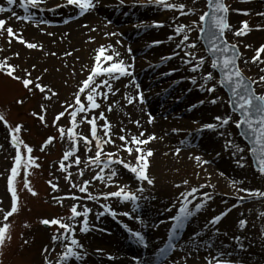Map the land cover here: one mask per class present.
I'll return each instance as SVG.
<instances>
[{"label": "rangeland", "instance_id": "374dc122", "mask_svg": "<svg viewBox=\"0 0 264 264\" xmlns=\"http://www.w3.org/2000/svg\"><path fill=\"white\" fill-rule=\"evenodd\" d=\"M93 3L94 8L81 15L77 7L67 4V0H44L38 8L29 6L27 12L20 7L19 0L11 6L7 5L6 0H0V7L11 8L9 12L0 13V19L7 21L5 29L0 30V62L6 60L8 65L15 66L14 75L33 81L29 89H25L21 81L12 79L5 70H0V113L5 116L11 128L22 126L18 134L22 141V161L13 181L18 198L17 211L8 221H4V215L11 210V193L8 192L7 181L11 168L15 166L16 149L12 146L9 128L4 122H0V227L8 224L5 243L0 247V264H45L46 260L51 261V264H59V255L66 250L69 242L64 240V230L58 226L50 225L49 229H44L41 223L44 219H57L74 226V236L71 238L82 245V248L75 249L80 259H70L67 264H93V261L98 263L103 259L102 255H91L90 246H95L96 240L103 241L108 238L99 235H104L103 231L110 227L107 226L106 218L111 215L101 205L116 213L115 217L132 218L131 222L123 221L124 226L128 225L130 229L139 225L135 228H143L147 232L154 229L152 232L156 233L158 228H155L164 225L166 228L163 233H166L172 230L175 223L173 217L179 214L183 199L180 194L193 188L198 191L193 197H189L188 206L194 214L188 226L181 232V243L188 245L184 251L173 252L169 264H264V195L249 196L247 191H238L240 189L264 193V174L255 172L251 167L248 152L237 136V119L229 110L225 97L215 87L216 80L203 79V76L211 72V64L198 46L195 49L185 46L198 43L199 17L206 10V1L167 0L168 4L176 6L175 9L158 4L156 0H93ZM246 4H256L259 8L252 14H245V11H240L244 8L240 7L237 8L238 15H233V5ZM180 6H184L183 11L179 10ZM227 6L234 25L232 24L233 29L229 27L226 36L240 51L241 71L251 81H258L264 76L263 53L255 62L253 58L256 49L260 48L258 45H264V35L252 44L249 43L250 36H247L251 31L255 34L262 32L259 26L264 22V0H227ZM249 15L257 20L254 31L245 29L246 35H234L241 30L242 22H245L243 19ZM181 26H185L184 31L177 34L176 29ZM7 27H11L20 39L35 43L38 47L28 49L16 36L9 37ZM135 29L137 34L132 32ZM185 34L188 35V41L182 45L180 42ZM246 45L250 47H245ZM101 46L108 50L107 55L115 56V62L123 61L125 65H130L128 71L132 75L128 76V80L124 76L110 79L111 92H108L107 86L97 89L98 92L108 93L107 97L97 95L96 101L100 107L89 111L87 119L84 113H80L77 116L78 126L74 130L91 140V126L87 121L96 117L97 136L101 141L107 140L108 137L104 135L105 120L99 119L102 112L111 125L109 135L115 141L114 145L102 144L104 151L117 153L125 163L134 167L142 165L136 164V145L131 144V138L160 136L159 141L150 142L148 147L142 148L148 163L146 173L153 180L152 185L146 181H137L132 173L120 165L112 166L118 170V175L113 180L106 183L94 180L93 177L100 169L84 162L95 155L94 140L88 146L92 149L91 152L86 150L82 140H77L76 155L81 158L82 163L77 166L73 156L64 162L65 169H60L64 152L72 147L67 130L73 127L69 113L74 107L69 106L75 105L74 94L78 93L82 82L90 74ZM134 47L142 51L136 53ZM116 53L119 55H115ZM185 53H193L197 60H204L198 71H191L195 61L185 63L190 59ZM107 66L104 64V67ZM149 71L151 73L145 74ZM28 72L31 76L27 75ZM158 77L161 80L156 83L154 80ZM105 79L108 77H97L96 83L99 84ZM193 80L199 84L197 89H191L195 85ZM147 82L151 85L143 89V84ZM35 83L44 86L45 92L41 93L36 89ZM172 85L175 94L183 97L179 103L183 104L182 110L193 108L191 105L195 101L201 105L195 114L187 116L177 108L169 109L167 114H160L158 109L164 107L163 101L162 107L154 109L147 102H139L138 97L149 95V90L161 93ZM253 86L258 95L264 96V83H253ZM208 88H215V91L208 92ZM52 91L57 95L52 96ZM88 91L82 94V102L86 108L85 96ZM189 95L190 99L187 100ZM46 96L51 99H45ZM125 97L134 102L129 104ZM168 98L172 99L169 95ZM213 100L216 103H212ZM139 104L144 108L139 112L140 118H145L144 114L150 113L163 125L165 123L170 126L171 122L177 121L184 126L173 136L148 129L143 137L140 135L142 132L137 131L135 117L132 118L135 106ZM60 113L64 115L56 121L55 118ZM40 116L45 117L44 121L39 119ZM216 117H231V120L229 124L222 125ZM206 121L214 126V134L197 130ZM59 128L65 129L64 139L60 138ZM120 136H125L129 146L133 148L131 156L122 150ZM49 137L55 139L41 151ZM200 140H208L211 144L216 143V146L211 148L207 143L203 147L205 150H201ZM27 147L32 149L31 153L27 152ZM177 149L180 150L179 155L176 154ZM220 150L227 156L224 159L226 164L223 163L222 167L214 166L215 162L209 161L213 153L224 156ZM148 151L153 155L147 156ZM29 156L33 164L25 168ZM196 157H200V160L197 161ZM106 159L102 155V160ZM219 168L228 175H217V172L222 171ZM81 170L83 176L79 175ZM69 173L71 176L66 179ZM103 175L105 178L110 175V169H105ZM25 179L28 181V188L36 193L35 196L25 187ZM83 181L90 182L86 193L79 191ZM184 181H188V184L185 185ZM53 185L56 187L53 188ZM125 185L128 186L126 191L137 197L135 202H121L116 197L103 198L104 194L116 192ZM138 188H143V192H138ZM89 195L98 199L90 200ZM73 196L78 199H72ZM240 197L244 199L240 200ZM195 204L203 205L199 212H195ZM73 205L78 206L80 212L85 207L91 210L87 217L86 232L80 231L84 220L82 216L75 220L70 219ZM140 209L142 211L138 213ZM222 214L224 216L216 224L211 223ZM147 219L151 222L146 229L144 223ZM242 220L246 222L243 226L240 224ZM195 223L200 227L199 232ZM113 234L115 236L113 235L112 246L120 238L119 232ZM53 236L60 239L54 243ZM91 239H94L93 242ZM247 242L250 245L248 254L237 250L245 247L243 249L246 251ZM224 245H228V248L223 249ZM46 248L49 250L47 253L44 251ZM229 252L231 253L228 254ZM100 253L102 254V250ZM104 257L106 260L109 258L108 254ZM118 259L127 261L129 255L126 252L120 253Z\"/></svg>", "mask_w": 264, "mask_h": 264}, {"label": "snow or ice", "instance_id": "6c2138e0", "mask_svg": "<svg viewBox=\"0 0 264 264\" xmlns=\"http://www.w3.org/2000/svg\"><path fill=\"white\" fill-rule=\"evenodd\" d=\"M16 2V0H6L7 5L11 6ZM44 2V0H19V5L21 8L25 10V12L28 11L29 6L31 8H38L39 5H41ZM158 4H163L169 9H175L176 6L172 4H168L167 0H156ZM208 8L210 9L212 13V29L214 30L212 35L215 37L211 42L213 44V48L211 51L213 52H220L222 59L220 60H213L211 62L212 68H217L218 66L221 67L222 71L224 72V81L228 82L232 85V93L233 98L236 99L238 97L236 105L234 107L241 112V115L243 116V119H240L239 121L235 122V126L237 128H240L242 125H248V127L256 134V144L259 145L260 148V159L258 161L259 164V171L261 174H264V96L256 95L252 89L253 83H264V76H261L258 81H251L248 78H245L239 69L238 65L236 64V61L240 58V53L235 45H229L228 42L224 39L225 31L229 29V25L226 22V17L224 15H217L218 13H227L226 6L221 2V0H207ZM67 4L71 6H75L79 9V12L81 15L86 14L90 9L94 8L93 0H67ZM64 5H60V7H63ZM184 6H180L181 11H183ZM11 11L10 7H0V13L2 12H9ZM247 14V13H245ZM208 16V12H205L203 15L199 17V21L201 23L206 22V17ZM26 20L27 17H24ZM7 24V21L4 19H0V30L5 29V25ZM87 27V25H85ZM185 26L178 27L176 29L177 34L184 31ZM248 28L247 22H242V28L239 31H236L234 35L240 36L242 34H247L244 30ZM7 34L9 37L16 36L19 39V42L22 44H25V46L28 49H36L38 47L35 43H27L23 39H20L16 33H14L13 29L11 27L6 28ZM95 31V29H93ZM185 41H188V35H184L183 39L181 40V44L183 45ZM219 41L224 46L220 47V44L217 43ZM9 43H11V40H9ZM188 48L195 49L197 45L195 43H189L185 45ZM245 47H250V45H246ZM108 50L101 46L98 49V53L95 56V64L90 70V74L88 75L87 79L82 82V86L79 87L78 93L75 95V105L69 106L74 107V110H72L69 114L71 116L70 123L73 125L72 128H69L67 130V137L69 141H71L72 147L70 150L65 151L62 157V161L60 163V169L64 170L66 165L64 164L65 161H68L70 157L75 156V164L79 166L82 161L81 158L76 155V152L78 151L77 146V140H82L84 143V146L88 152H91V148L88 147L92 141H95V155L94 157H88L87 161H84L89 166L94 165L96 168H99L100 171L96 173V175L93 177L94 180H100L102 183H106V181L113 180L118 175V170L113 165H120L123 169L127 170L128 172L132 173L137 181L143 182L146 181L149 185L153 184V180L148 178L146 169L148 168V163L146 162L145 153L141 147V145L149 143L152 139H155V137H150L146 140L138 139L137 137L133 136L131 138V144L136 145L135 153H136V164L142 165L140 167H134L131 166L130 163H125L121 158L117 156V153L115 152H105L104 148L102 147V144H115V141L112 140L110 133L111 125L107 122L106 117L101 112L99 115L100 120H105L104 125V135L108 137L107 140L101 141V139L97 136V125H96V117H92L91 120H88L87 122L90 124V135L91 140L88 138V136H81L78 133L75 132V128L77 125V116L80 113L85 114V119H87V113L89 111H93L95 109H98L100 107V104L96 101V96L100 95L103 97H107L108 93L104 92H98L97 89H102L105 86L108 88V92L112 91V85L109 83L110 79H119L121 76H131L132 73L128 71V68L130 65H125L123 61L115 62V56L114 55H107L106 52ZM130 51V49H129ZM231 52V55H225L227 53ZM261 53H264V45H261V47L256 51V55L253 58V62H255L257 59L260 58ZM70 54V53H69ZM190 57L188 61H185V63H191L192 61H195V66L192 67L191 71L196 72L200 69V67L204 64L203 59L197 60L195 55L193 53H185ZM19 54L17 53V56ZM115 55H119V53H116ZM247 62V61H245ZM104 64H107V67H104ZM0 70H5L6 74L11 77L14 80H19L22 82L25 89H29V86L33 84V81L28 78L19 77L14 75L16 68L15 66L8 65L7 61L0 62ZM27 71V70H24ZM264 71V70H262ZM28 76H31V73H27ZM108 77V79L102 80L99 84L96 83L97 77ZM203 79L205 81H211L214 79L213 74L209 72L207 75L203 76ZM193 83L196 81L193 80ZM135 83V81H133ZM94 85V86H93ZM35 88L38 89L41 93L45 92V87L42 86L40 83H35ZM86 90H89L87 92V95L85 96V99L87 101V108L85 107L84 103L82 102V94L86 92ZM49 91H51L49 89ZM208 92H214L215 88H208ZM114 94V93H113ZM57 93L52 91V96H56ZM128 100V103L131 104L134 101L131 98L125 97ZM45 99H51V97L46 96ZM139 102L142 104L144 102L143 96L140 95L138 97ZM18 103H22V101H18ZM212 103H216L215 100L212 101ZM43 108V106H42ZM112 108H109V111H111ZM254 111L258 115V119L256 121H253L249 119L251 115V111ZM35 115V114H34ZM64 115V113H60L56 116L55 120L59 121L61 117ZM39 119L41 121H44L45 117L40 116ZM216 119L222 124L227 125L229 124L231 117L227 118H220L216 117ZM0 122H4L5 126L9 128V134L11 135V143L12 146L16 149V155H15V166L11 168V175L8 177L7 181V189L8 192L11 193V210L8 211L3 219L4 221H8L9 217H11L16 211H17V195L16 191L13 185L14 178L18 175V168L21 166L22 156L20 152V146L22 144V141L19 140L18 134L21 132L22 126L17 125L15 128H11L6 121L5 116L0 113ZM151 117L149 119V123H151ZM253 123H256L259 125V129L253 128ZM137 126H139V121L136 122ZM209 128H213V125H207ZM123 131V129H121ZM60 138L64 139L65 136V129L59 128ZM141 136L144 135V133L140 134ZM55 138L49 137L48 140L45 142V144L41 147V151L44 150L47 145L51 144ZM120 141L122 142V150L127 152L129 156L133 154V148L129 146V141L125 136L119 137ZM179 149H177L176 154L179 155ZM242 151V150H241ZM27 152L31 153L32 149L30 147H27ZM102 155L107 157L106 160H102ZM147 156H152L153 153L151 151H148L146 153ZM114 157H117L114 159ZM196 160L199 161L200 157H196ZM207 163V162H205ZM33 164L32 158L29 156L27 159V162L25 164V168L31 167ZM105 169H110V175H108L106 178L103 175V172ZM27 175V173H25ZM79 175L83 176V170L80 171ZM71 176V173H69V176L66 177L68 179ZM51 184V181H49ZM89 181H83V185L79 188V191L81 193H86ZM184 184L187 185L188 181H184ZM25 187L28 188V181L25 179ZM56 186L53 185V188ZM75 187V185H73ZM128 186L125 185L123 187H119L118 191L113 193H106L104 194V199H109L111 197L120 198L121 202H135L137 200V197L132 194L129 191H126V188ZM179 187V185H177ZM28 190L32 193V195H36L34 191H32L31 188H28ZM138 192H143V188H138ZM198 191V189L193 188L190 191L183 192L180 194V197L183 199L181 200V207H179V214L174 216L173 219L175 221L173 227H172V233L169 235L170 240H175L174 233H177L184 225V222L189 219L194 213L189 209V197H193L195 193ZM238 191H247L249 196H261L264 195V193L260 192H252L248 190H240ZM72 199H78V197H71ZM90 200L98 199V197H94L89 195L88 197ZM244 197H240V200H243ZM105 209V212L110 213L115 217L116 213L111 212L110 209H108L105 205H101ZM195 212H199L200 209L203 207L202 204H195ZM90 209L85 207L83 209V212L78 211V206L73 205L70 209L71 216L70 219L75 220L77 217H83V226L81 227V232L87 231V217L90 213ZM104 213H100V215H103ZM123 215H128L127 213H122ZM222 217H215L211 223L216 224ZM44 225H54L58 226L60 229L64 230L63 238L64 240H67L69 243L66 246V250L63 251L58 258L59 264H67V262L70 259H80V256L77 254V251L75 249L82 248V245L79 244V242L71 238L74 236V226L66 224L62 222L61 220L57 219H44L41 221ZM246 222L240 221V224L243 226ZM8 231V224L5 223L2 227H0V247H2L5 243L6 239V233ZM133 236L136 237L137 240H140L143 242V237L138 232L131 233ZM10 239V237H8ZM53 242L55 243L60 237L53 236ZM27 243V241H25ZM172 244H169L165 248H161L160 252L162 255L166 254L172 249ZM44 251L47 253L49 250L46 248ZM45 264H51V261L46 260Z\"/></svg>", "mask_w": 264, "mask_h": 264}, {"label": "bare ground", "instance_id": "6f19581e", "mask_svg": "<svg viewBox=\"0 0 264 264\" xmlns=\"http://www.w3.org/2000/svg\"><path fill=\"white\" fill-rule=\"evenodd\" d=\"M120 6L121 5H119L118 7L120 8ZM240 7H242V8H244V9H242V10H240V11H245V13H247V14H252V13H254L255 12V9H257V8H259V6H257L256 4H246L245 6H237V5H233L232 6V9L234 10L233 11V15L234 14H237L238 15V13H239V11L237 10V8H240ZM124 10V9H123ZM123 10H121V12L123 11ZM124 13L126 12V11H123ZM234 19L236 18V16H234L233 17ZM231 21V22H230ZM243 21H246L247 22V25H248V27L249 28H247L246 29V31H249V30H253L254 31V27L256 28V26H255V24H256V22H257V20H255V19H253V17L252 16H247V18H245V19H243ZM229 27L231 26V29H233L232 28V24L234 25V22H233V20H232V17H231V20H230V17H229ZM239 24V23H238ZM259 27H261L260 28V30L262 31V32H259V33H253L252 31H251V34H249L247 37H249L250 36V39H249V43L250 44H252L255 40H257L258 38H260V37H262L263 35H264V22L259 26ZM123 30H127V29H123ZM257 30V29H256ZM134 34H137L138 33V31L135 29V31H132ZM126 34H128V32H125ZM72 37H74L73 35H72ZM258 46H260L261 47V45H258ZM135 48V52L136 53H139L140 51H142V50H140V48H136V47H134ZM140 50V51H139ZM258 49H256V51H257ZM256 51H255V53H254V55L256 54ZM263 58H264V53H263ZM142 68H144V67H142ZM150 73V71L149 72H147L146 74H149ZM124 77H126V79L128 80V76H124ZM146 77V76H145ZM148 84L149 83H144L143 84V86H142V88L143 89H145L147 86H148ZM181 88V87H180ZM178 89L176 90V92L178 93ZM170 94L171 96H172V100H171V102H172V105H170L172 108H181L182 106H183V104H179V101L180 100H182L183 99V97H181L179 94H175V92H174V90L171 88L170 89V91L167 89V91H166V94ZM157 94V93H156ZM155 93H153V92H150L149 93V95H145V96H143V100L145 101V102H147V105L151 108V109H154V108H156V106L158 105L159 106V104H158V100L160 99H155ZM191 97H194V95H191ZM188 99H190V95L188 96V98H187V100ZM186 100V101H187ZM193 103H196V101L195 102H193ZM141 105L139 104V106H135V110H134V112L132 113V118L133 117H135V121L137 122V121H139V126H137V131L138 132H142V133H144V135H145V132H147V130L148 129H154V131H159V132H164V133H168V134H171L172 136L173 135H175V134H178V130H179V128H181V127H183L184 126V124L182 123V122H177V121H175V123H173V122H171L170 123V126L168 125L167 126V124H165L164 123V125L162 124V123H160L158 120V118H156V117H152L151 116V114L150 113H147V114H144L145 115V118H144V116L143 117H139V112L141 111V110H143L144 108H142V106L140 107ZM166 106H169V105H166ZM188 106V105H187ZM186 105H185V107H187ZM187 113L188 114V116H190V113H189V111L188 110H183L182 111V113ZM150 117H151V123H149V119H150ZM187 117V116H186ZM204 126V125H203ZM177 128V129H176ZM199 129H203V130H205V129H208V127H207V125L206 126H204L203 128H199ZM156 133V132H155ZM158 134V133H157ZM144 135H143V137H144ZM150 137H153V136H149V135H147L146 137H144V138H142V140H146V139H148V138H150ZM155 137V136H154ZM146 138V139H145ZM159 138H160V136H157L156 135V137H155V139H152L150 142H154L155 140H158L159 141ZM138 139H140V138H138ZM150 142L149 143H146V144H143V145H141V147L142 148H146V147H148L149 146V144H150ZM151 145H153V143H151ZM204 145H207V142L206 141H204V140H200V149L201 150H205L203 147H205ZM203 160V159H202ZM205 160H208V159H205ZM219 163H224V161H220ZM222 164H219V165H217V166H221L222 167ZM225 164H226V162H225ZM224 166V165H223ZM220 170H222L221 172H217V175H222L223 173H226V172H224V170L222 169V168H219ZM227 175H228V173H226ZM219 175V176H220ZM142 210L140 209L139 211H138V213H140ZM227 221H228V219L226 220V223H227ZM150 222H151V220H146L145 221V225H146V229L148 228V226H149V224H150ZM230 223H227V225H229ZM158 228V229H157ZM166 227L164 226V225H160L159 227H156L155 229H157L156 231V233H154V232H152V231H154V229H152V231L151 232H147L148 234H150V235H153L154 236V238L157 240L158 238H162L163 240H164V237H165V234L166 233H163V230L165 229ZM195 228L197 229L198 228V232L200 231L199 230V228L200 227H198L196 224H195ZM141 230H143V231H146V230H144L143 228H141ZM93 240L94 239H91V241L93 242ZM113 240H114V238L112 237V238H105V240H103V241H95L94 242V245L95 246H90V250H89V252H90V254L92 255L93 254V256H96V255H102V258L103 259H101L100 260V262H98L97 263V261H93V264H132L131 262H130V260L128 259L127 261H126V259L125 260H123V261H120V259H118V257H119V255H120V253H123L124 252V247H122V246H117V247H115V248H112V242H113ZM92 242H91V244H92ZM110 243H111V245H110ZM92 247V248H91ZM126 249L127 250H129V251H132L131 250V248L129 247V245L128 244H126ZM156 249H157V245L156 246H152L151 247V252H150V254L151 255H153V254H156L157 253V251H156ZM224 249V248H223ZM96 250H99V252H96ZM100 250H102V254L100 253ZM222 253H223V251L222 250H220ZM95 254V255H94ZM106 254H108V256H109V258L106 260V257H104V256H106ZM122 255V254H121ZM159 255V254H158ZM92 257V256H91ZM113 258H114V260H113ZM110 259V260H109ZM122 259V258H121ZM114 262V263H113ZM151 261H148V262H145V263H150ZM152 263H153V260H152Z\"/></svg>", "mask_w": 264, "mask_h": 264}, {"label": "water", "instance_id": "95a60500", "mask_svg": "<svg viewBox=\"0 0 264 264\" xmlns=\"http://www.w3.org/2000/svg\"><path fill=\"white\" fill-rule=\"evenodd\" d=\"M226 90L228 92V95L230 96L231 103H232V108L243 119V116L241 115V112L234 107V105H236L238 99L237 98L236 99L233 98L232 90H230L229 88H226ZM249 119H251L253 121L257 120L256 118H253V117H249ZM252 127L256 128V129H259V125L256 124V123H253ZM243 137H244L245 141L248 143V145L250 146V148H251V156H252L253 162H254L255 166L259 169L258 161L260 159L261 153H260L259 145L256 144V134L253 131H251V129H250V132H248V133H247V131L244 132Z\"/></svg>", "mask_w": 264, "mask_h": 264}]
</instances>
